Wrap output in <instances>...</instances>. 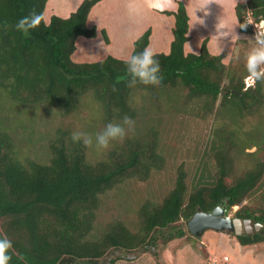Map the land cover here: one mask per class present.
<instances>
[{
	"label": "trees",
	"instance_id": "trees-1",
	"mask_svg": "<svg viewBox=\"0 0 264 264\" xmlns=\"http://www.w3.org/2000/svg\"><path fill=\"white\" fill-rule=\"evenodd\" d=\"M100 1L82 0L69 16L53 14L46 22L48 0H0V235L13 242L10 264H115L139 250L158 257L161 244L190 233L188 221L196 211L210 212L226 200L230 209L240 205L235 216L264 223V206L243 203L258 192L264 200V133L258 125L245 130L250 136L244 139L235 127H242L248 115L261 110L264 81L245 88L246 69L239 73L226 63L225 52H210L208 38L199 53H186L190 17L181 0L176 11L164 10L174 14L175 21L170 51L154 53L160 83L134 78L126 69L128 59L113 55L75 61L78 37L98 34L87 21ZM33 10L42 14L41 24L27 34L16 31V21ZM235 11L239 24L248 23V12L259 23L264 20V0L240 1ZM151 33L149 27L134 41L131 55L149 45ZM253 34L250 24L239 27L237 43ZM182 99L186 106L197 101L202 113L215 112L217 125L197 165L194 189L188 193L186 173L180 170L175 186L161 202L147 200L139 206L136 227L121 220L101 225L98 213L110 191L124 190L128 179H147L161 168L163 155L153 136L127 139L125 145L107 151L105 159L91 161L92 145L73 142L70 127L44 133L45 156L36 157L21 148L30 149L39 141L33 139L34 129L16 123L10 131L13 122L21 120L18 111L26 107L46 105L68 115L85 102L98 109V118L85 122L93 137L108 122H118L123 112L137 116L154 131L162 123V114L154 120L148 112L164 113L165 101L180 105ZM11 110L17 119L9 117ZM21 126L26 135L18 143ZM253 143L256 161L239 173L235 154ZM227 232L243 246L264 242V233Z\"/></svg>",
	"mask_w": 264,
	"mask_h": 264
},
{
	"label": "rangeland",
	"instance_id": "rangeland-1",
	"mask_svg": "<svg viewBox=\"0 0 264 264\" xmlns=\"http://www.w3.org/2000/svg\"><path fill=\"white\" fill-rule=\"evenodd\" d=\"M64 0H58L57 4L63 7ZM71 1V0H69ZM77 1V0H76ZM161 0H106L100 10L95 11L91 24L97 20L106 22L110 29H155V40L151 45L154 53L170 51L171 40L173 38L172 29L174 27V14L167 13L164 10L171 11L177 0H167L163 9L160 7L153 8L151 3ZM191 10V22L189 41L185 46V52L199 53L202 42L208 38L210 51L214 54L223 53L226 50V63L233 67L237 72H243L245 68V57L249 50L253 47L254 34L248 36L243 43H235V38L231 40V33L228 36H218L219 32H227L233 29L237 34L239 22L235 13V4L238 0H187ZM65 2V1H64ZM75 0L71 1L70 7L74 6ZM149 6H152L149 8ZM174 8V7H173ZM176 11V10H175ZM103 18V19H100ZM238 22V23H237ZM237 24V25H236ZM111 26V27H110ZM107 33V27H102L97 39L93 42V54L90 58H78L74 56L75 61L93 62L102 58L113 55L109 48H106L108 41L105 40L102 30ZM219 29V30H218ZM122 30L118 32L123 35ZM138 33V31H136ZM108 35V33H107ZM130 36H134V32H130ZM109 37V36H108ZM81 39H86L82 36ZM82 43V42H81ZM79 42V46L81 47ZM96 48V49H95ZM103 49V50H101ZM130 50H133L132 47ZM88 52H90L88 50ZM225 52V51H224ZM101 53V54H100ZM129 53L121 54L123 59L130 57ZM95 55V56H93ZM83 57V56H81ZM245 88L254 84L249 83L248 76L244 79ZM138 99L140 95L138 94ZM9 100V99H8ZM143 100V99H142ZM11 102H14L11 99ZM195 104H193V103ZM89 104H80L79 108L68 115H62L59 112L47 107L46 105L26 107V109L18 111L21 120L13 122L10 131L15 129L16 123H27L30 128L35 131L33 139L39 138L36 145L29 147H21L24 154H31L36 157L38 154L45 156V149L41 145L47 147V139L43 138L44 133L51 132L49 129H66L71 128L72 131L89 132V127L85 126L90 118L97 117L98 112L95 106ZM197 101H191L187 106L180 101V105L168 104L164 102V113L155 112L153 109L148 112L149 118L156 119L157 115L162 114V123L159 124L154 131L145 128V125L136 118H133L134 127L126 128L123 135L110 142L106 151L104 149L95 150L92 145L90 150V160L97 161L105 159L107 151L116 148L118 145L126 144L127 139H147L153 136L159 151L163 155L162 166L151 172L147 179H128L124 190L110 191L101 203V208L98 213V219L101 225H106L109 222L116 220L124 221L126 224L133 227L137 226L136 211L139 206L147 200L161 202L163 198L175 186L177 176L180 170L186 173V182L188 193L194 189L195 177L197 175V165L201 155L209 146V139L212 137L213 129L217 125L215 112L202 113V107L197 106ZM12 106V103L8 104ZM11 108V107H10ZM139 111V104L135 103L134 107ZM13 111H10L9 117L15 119ZM18 116V117H19ZM98 118V117H97ZM17 119V118H16ZM19 119V118H18ZM151 119L149 120V122ZM23 125V124H22ZM260 126L262 134L264 133V103L259 112L255 115H248L242 127L235 125L240 129L244 139L250 136L249 128ZM23 126L19 130L17 142L26 135ZM99 128V127H98ZM98 130V129H97ZM53 133V132H52ZM154 133V134H153ZM54 134V133H53ZM16 135V134H15ZM264 135V134H263ZM264 138V136H263ZM157 139V141H156ZM44 140V141H43ZM35 141V140H34ZM21 142V141H20ZM46 143V144H45ZM119 148V147H118ZM257 149L253 143L245 148V151L235 154L237 160V170L239 173L251 167L255 161L251 153ZM236 150V149H235ZM244 204L262 205L264 200H261V192H258L255 197L246 199ZM240 205H235L230 209V215L235 216V211ZM189 228V227H188ZM189 234L182 238H176L161 244L160 256H155L152 252L137 251L131 258H121L115 264H230L225 262L227 258H231L233 264H249V255L255 251L257 254H264V242L256 247L250 246L247 253H242L239 241L228 234L227 231H218L215 229H206L201 236L193 234L189 230ZM221 236V237H220ZM232 237V238H230ZM250 251V252H249ZM207 254V255H206ZM230 260V259H228ZM248 260V261H247ZM213 261V263H211ZM259 261V260H257ZM259 263V262H258Z\"/></svg>",
	"mask_w": 264,
	"mask_h": 264
},
{
	"label": "clouds",
	"instance_id": "clouds-1",
	"mask_svg": "<svg viewBox=\"0 0 264 264\" xmlns=\"http://www.w3.org/2000/svg\"><path fill=\"white\" fill-rule=\"evenodd\" d=\"M43 16L33 10L26 16L20 17L14 27L15 30L27 34L41 24ZM238 23V22H237ZM249 23H240V28H246ZM237 25V24H236ZM219 30V29H218ZM231 33V40L239 38L233 31L219 32L218 36H228ZM253 47L245 57V68L249 83L264 81V30H257L254 34ZM126 69L134 78L143 81L160 83L162 76L159 70V61L150 45L140 47L126 61ZM134 127L133 117L128 112L119 116L118 122H108L102 131L92 135L76 131L71 134L73 142H80L85 146H95L99 149H107L111 141L120 137L126 128ZM13 242L6 236L0 235V264H10L13 255Z\"/></svg>",
	"mask_w": 264,
	"mask_h": 264
},
{
	"label": "crops",
	"instance_id": "crops-1",
	"mask_svg": "<svg viewBox=\"0 0 264 264\" xmlns=\"http://www.w3.org/2000/svg\"><path fill=\"white\" fill-rule=\"evenodd\" d=\"M64 1H63V7H61L60 4H57L58 0H48V2L46 4L45 11H44V18H45L46 22L50 21V18H51V16L53 14H57V15H60V16H63V17L69 16L72 11H75L77 9V7L79 6V4L81 3L82 0H77V1L75 0V4H74L73 7L72 6L70 7V4H71L72 0L71 1L64 0ZM105 1L106 0H101L96 5L93 6V8L91 9V11L89 13L87 22H88V25L90 27H92V26H96L97 27L98 34H99V32H100L102 27H105V26L107 27L106 30H107V33H108V36H109V41L106 44L107 45L106 48L110 49V51L113 53V56L120 58V57H122L121 54H123V53H129L130 51L132 53V50H130V48L131 47H132V49L134 48V41L139 36H141L145 32V30H147V29H145V28H141V29H119V30L110 29L108 27V24L106 25V22H102V20H97L96 22H94V24H91V20H92V16H93L94 12L95 11L98 12V10H100V8L103 6V4H105ZM162 1H163V3H162ZM166 1L167 0H165V1L161 0V2L160 1L159 2L158 1H156V2L153 1L151 3V5L153 6V8H156V7L160 8L161 7L163 9V7L165 6ZM181 1H183L185 3V5H186L187 11H188V14H189V17H190V19H189V24H190V22H191V10H190L189 3H188L187 0H181ZM240 1H246V0H238L236 2V4L238 2H240ZM236 4H235V6H236ZM152 6H149V8H151ZM173 7H172L171 11L177 10V8H178V0H177L176 4ZM235 13H236V11H235ZM100 19H103V18H100ZM174 21H175V17H174ZM173 25H174V23H173ZM150 28H152V27H150ZM120 30H122L121 33L123 35H120L118 33V32H120ZM136 31H138V33H136ZM189 31H190V26H189ZM130 32H134V36H130ZM238 33H239V29H238L237 34H236L237 36H238ZM155 34H156L155 29H152V33H151L150 41H149V45L150 46L154 42L153 40H155L154 39L155 38L154 37ZM172 34H173V31H172ZM81 37L82 36L78 37V39H77V43H76L77 44V48H76V51L73 53L72 57L74 58V56H78V58H84V59L90 58V55L93 53V50H94L93 49V42L97 39L98 36L97 37H86V39H81ZM234 41H235V43H237V38H235ZM79 42L80 43L82 42L81 43V47L79 46L80 45ZM187 42L185 43V46H186ZM208 44H210L209 41H208ZM185 46H184V49H185ZM209 46L210 45H208V48L210 50ZM88 50L90 52H88ZM101 50H103V49H101ZM224 51H225V53L227 52L226 50H224ZM224 51H222V52H224ZM81 56H83V57H81ZM79 62H83V61H79ZM230 238H232V237H230ZM237 241L238 240L236 239L235 242H237ZM259 244H261V243H256V244H252V245L243 246L242 244L239 243V245H241V249H239V250H241L242 253H244V252L247 253L248 252L247 248H249L250 246L256 247ZM255 250L256 249H254V251L251 252L252 254L248 253V255H249L248 259H250L249 260V264H264V254L263 253L262 254H257V252ZM228 259H230V260H228ZM224 260H227L225 262L233 264V262H231V258H227V259H224ZM257 260H259V261H257ZM211 263H213V261ZM246 264H248V263H246Z\"/></svg>",
	"mask_w": 264,
	"mask_h": 264
},
{
	"label": "water",
	"instance_id": "water-1",
	"mask_svg": "<svg viewBox=\"0 0 264 264\" xmlns=\"http://www.w3.org/2000/svg\"><path fill=\"white\" fill-rule=\"evenodd\" d=\"M189 230L201 236L206 229L231 231L236 235H253L264 230V223L253 218L230 215L229 200L221 201L212 211L198 210L188 221Z\"/></svg>",
	"mask_w": 264,
	"mask_h": 264
},
{
	"label": "built area",
	"instance_id": "built-area-1",
	"mask_svg": "<svg viewBox=\"0 0 264 264\" xmlns=\"http://www.w3.org/2000/svg\"><path fill=\"white\" fill-rule=\"evenodd\" d=\"M248 23L251 25L254 32H256L257 30H264V20H262L259 23L256 22L254 18L251 16L250 12H248Z\"/></svg>",
	"mask_w": 264,
	"mask_h": 264
},
{
	"label": "flooded vegetation",
	"instance_id": "flooded-vegetation-1",
	"mask_svg": "<svg viewBox=\"0 0 264 264\" xmlns=\"http://www.w3.org/2000/svg\"><path fill=\"white\" fill-rule=\"evenodd\" d=\"M256 233H264V230H262V231H258V232H256ZM255 234V233H254Z\"/></svg>",
	"mask_w": 264,
	"mask_h": 264
},
{
	"label": "bare ground",
	"instance_id": "bare-ground-1",
	"mask_svg": "<svg viewBox=\"0 0 264 264\" xmlns=\"http://www.w3.org/2000/svg\"><path fill=\"white\" fill-rule=\"evenodd\" d=\"M165 1V0H164ZM156 2V1H155ZM161 2V1H160ZM162 3H163V1H162ZM93 54V53H92ZM101 54V53H100ZM93 56H95V55H93Z\"/></svg>",
	"mask_w": 264,
	"mask_h": 264
}]
</instances>
